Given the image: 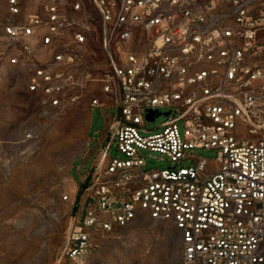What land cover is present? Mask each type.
<instances>
[{"label":"built area","instance_id":"1","mask_svg":"<svg viewBox=\"0 0 264 264\" xmlns=\"http://www.w3.org/2000/svg\"><path fill=\"white\" fill-rule=\"evenodd\" d=\"M0 40V59L26 68L28 89L57 109L80 98L71 89L99 90L90 106L106 124L88 137L84 177L95 206L69 227L72 259L97 246L93 229L144 211L179 230L182 264H264V0H43ZM113 138L121 156L108 155ZM143 149L169 164L145 168Z\"/></svg>","mask_w":264,"mask_h":264},{"label":"rangeland","instance_id":"2","mask_svg":"<svg viewBox=\"0 0 264 264\" xmlns=\"http://www.w3.org/2000/svg\"><path fill=\"white\" fill-rule=\"evenodd\" d=\"M40 12L43 0H23ZM0 0V33L7 22L21 21ZM4 41L0 40V46ZM28 70L0 59V264H182L179 230L168 220H156L140 211L125 225L93 229L97 246L81 259L66 253L70 225L79 224L95 206L84 177L92 163L95 142L88 137L104 132L106 120L90 99L97 88L71 89L81 93L63 110L52 106L41 91L28 89ZM161 108L160 111H165ZM117 110L107 108L106 113ZM163 114L146 121L142 134L159 130ZM108 155L121 154L115 138ZM193 156L212 162L216 150L193 148ZM145 168L169 164L158 152L142 150ZM192 159L183 161L184 165Z\"/></svg>","mask_w":264,"mask_h":264},{"label":"crops","instance_id":"3","mask_svg":"<svg viewBox=\"0 0 264 264\" xmlns=\"http://www.w3.org/2000/svg\"><path fill=\"white\" fill-rule=\"evenodd\" d=\"M27 5V9H29L28 11H33V10H31V6H29L28 5V3L26 4ZM43 48L41 47V45L38 43V44H36V55L38 56V57H42L43 56ZM101 58H102V56H101Z\"/></svg>","mask_w":264,"mask_h":264},{"label":"water","instance_id":"4","mask_svg":"<svg viewBox=\"0 0 264 264\" xmlns=\"http://www.w3.org/2000/svg\"><path fill=\"white\" fill-rule=\"evenodd\" d=\"M152 114H153V112H150V113L147 115V117L150 118V119H152V118H153V115H152Z\"/></svg>","mask_w":264,"mask_h":264}]
</instances>
